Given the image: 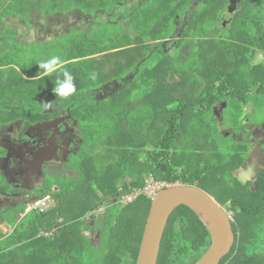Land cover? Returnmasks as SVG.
<instances>
[{"label": "trees", "instance_id": "trees-1", "mask_svg": "<svg viewBox=\"0 0 264 264\" xmlns=\"http://www.w3.org/2000/svg\"><path fill=\"white\" fill-rule=\"evenodd\" d=\"M41 24L71 32L20 41L21 31ZM260 54L264 0H0V133L65 117L78 132L66 161L77 177L53 164L35 190L43 199L59 188L57 207L18 226L26 207L2 211L12 232L0 238V264H138L152 201L123 198L143 190L146 177L199 187L230 205L243 239L221 264H264V167L243 184L237 172L250 147L214 119L223 104L225 115L233 108L247 117L244 106L264 98ZM52 56L64 63L41 77L37 64ZM65 70L76 87L67 99L52 94ZM115 84L119 90L103 99ZM236 120L228 126L239 132L243 119ZM2 182V194L12 190ZM100 210L97 228L89 219ZM213 244L208 225L183 205L170 218L159 264H197Z\"/></svg>", "mask_w": 264, "mask_h": 264}, {"label": "rangeland", "instance_id": "rangeland-1", "mask_svg": "<svg viewBox=\"0 0 264 264\" xmlns=\"http://www.w3.org/2000/svg\"><path fill=\"white\" fill-rule=\"evenodd\" d=\"M197 6H193L192 11H195ZM190 16V15H189ZM186 21L187 18L185 19H178L177 22L179 25H181L183 28L186 27ZM230 22V21H229ZM228 22V24H229ZM227 22H225L226 24ZM42 26H37V28L35 30H30L28 31V29L21 31L20 33V41L23 44H31V43H36L39 44L42 40V37L44 36V34H48V35H55V34H59V33H70L71 31L68 29L69 27H65V30H59L56 29L54 27H46V25L41 24ZM54 25V24H53ZM227 25V24H226ZM36 26V25H35ZM48 26H50V24H48ZM45 27V28H44ZM81 29L79 30H86L87 27L84 26H80ZM54 29V30H52ZM176 50L172 49L171 53H174ZM256 63H264V54H260L258 55V57L256 58ZM178 79H181L180 77H178ZM112 89L110 92L105 91L102 96L103 99H108L110 98L111 94L115 93L116 90H119L117 88V84L111 86ZM254 101V103L256 104V107L252 106L250 108H248L247 106H244V108L246 109V113L247 117L241 114V110L240 109H229L226 112V116L224 113V110L226 108V104L220 105L218 107H216V112L214 113V119L220 123L223 134L225 136H229L233 133L232 130H228V128H226L225 126L228 125H232L233 121H237L236 119L238 117H240L243 120H246V118H248L250 116L251 119H253L254 122H256L258 124V126H254L249 124L250 122L247 121L249 127L248 130L249 132L252 131V128H256L257 130L260 131V129L263 128V126L259 123H263L264 124V98H257L254 97L252 99ZM88 101L91 103H95L96 99L93 98H88ZM47 112H49L51 110V108H47L45 109ZM244 110V109H243ZM249 112H252L251 114H249ZM249 115V116H248ZM226 118V119H225ZM242 120V121H243ZM227 121L230 122V124L227 125ZM240 122V121H239ZM67 121L62 119L61 121H56V122H52L50 123V125H48V127L46 128H37L36 130V134L34 136V138L32 139V142L34 143V148L35 149H27V151H18V152H14L11 151L9 152V157H13L15 156L16 153V158L11 159V161L16 160L17 161V165H14L15 169L13 168H7L5 171V174L8 178H10V175H14L15 178H20V184H22V186H25V191L31 193L32 190V186H41L43 183V177H44V169L46 166H50L53 164H59L61 166V173L63 176H72V177H77V174H74L72 172H70L67 167H66V158L67 155L69 154V152L74 151L75 149H72V143L69 142L68 138H72L78 135V132L74 131V129H69L70 127H67ZM240 125V124H239ZM225 127V128H224ZM248 132V135H244L242 134L238 139H237V143H243V141L248 140V137H250V134ZM258 138V137H257ZM261 138V136L259 137V139ZM67 140V141H66ZM256 141V140H253ZM230 143V142H229ZM225 144V143H224ZM35 151H38L37 153H35ZM249 163L255 164L253 165L255 167V169H253V171L251 172L250 170L247 172L248 168H245V173L242 172L243 174V178L245 179V176H253L254 181H256V176L258 175V170L259 168L262 166V164H264V151L261 150V148L258 150L257 154H252L249 158ZM23 167V168H22ZM243 169V170H244ZM26 182V183H25ZM33 198H36V196H34ZM34 202V200H33ZM32 202V203H33ZM56 207V204L54 205L53 202H51V200L48 203V208L47 209H38L40 211H42L43 213H48L51 210H53ZM103 210H100L98 212V217H96L95 219H89V223L93 222L95 227L99 228L100 227V218L102 217V215L100 216L101 212ZM5 231H3L2 233H4ZM12 230H7L6 228V232L4 234H9L11 233ZM86 236H90L91 234L85 233ZM2 237V236H1Z\"/></svg>", "mask_w": 264, "mask_h": 264}, {"label": "water", "instance_id": "water-1", "mask_svg": "<svg viewBox=\"0 0 264 264\" xmlns=\"http://www.w3.org/2000/svg\"><path fill=\"white\" fill-rule=\"evenodd\" d=\"M183 205L191 207L201 216L214 237L212 248L197 264H221L232 252L237 236L233 218L227 209L205 189L181 184L159 192L152 202L138 264H159L170 218Z\"/></svg>", "mask_w": 264, "mask_h": 264}, {"label": "flooded vegetation", "instance_id": "flooded-vegetation-1", "mask_svg": "<svg viewBox=\"0 0 264 264\" xmlns=\"http://www.w3.org/2000/svg\"><path fill=\"white\" fill-rule=\"evenodd\" d=\"M87 22V21H86ZM53 24H51L50 25V27H54V26H52ZM88 25H89V23L87 22V26L86 27H88ZM53 30V29H52ZM250 107H252V106H250ZM249 107V108H250ZM51 108V107H50ZM44 110H45V108H44ZM51 112V110L49 111V112H47L46 110H45V113H50ZM224 113H225V111H224ZM252 112H249V114H251ZM226 116V115H225ZM62 119H64V120H66L67 121V127H70L69 129H73L74 127L72 126V122H71V120H70V118H67V117H65V118H61V119H59V120H57V121H61ZM226 119V118H225ZM247 121L248 122H250L249 124H251V125H254V126H258V124L256 123V122H254L253 121V119H251L250 117H248V118H246V120H243L242 121V123H243V127L241 126V127H239V132H237L236 130V128H234V127H230V126H225L226 128H228V130L230 129V130H232L233 131V133L234 134H236V139H238L242 134H246V135H248V132H249V130H248V127H249V125H248V123H247ZM52 122H56V120L55 121H52ZM52 122H50V123H52ZM50 123H48V124H43V125H41V126H39V127H34V128H30V129H28V130H24V131H21V130H19V129H16V130H12L11 132H8V131H6L5 129H3L2 131H1V135L3 136V137H5V140L4 141H1L0 142V154H2V155H4L5 156V160L3 159L2 161H1V169H2V171H4V180L2 179L0 182H2V183H4V182H7V183H9L10 185H13L12 186V190H9L6 194H2V192H0V216H1V213H2V211L4 210V209H6L7 207H17V206H24V207H26V210H25V212H22L20 215H19V219L22 217V216H24L23 217V220L28 216V215H31V214H34L35 212H39V213H41V214H45V213H43L42 211H40V210H38V209H33V210H30V207H31V205L34 203V202H36V201H38V200H42V199H38V195H37V193L35 192V190H36V188L37 187H41L43 184H44V182H45V178L43 177V183H42V185L41 186H38V185H36V186H32V192L31 193H29V192H26L25 191V186H22V184H20V178H15V176L14 175H10V178H8L7 176H6V174H5V171H6V169L9 167V168H11V166H13L11 163H12V161H11V159H14V158H16V153H15V156H13V157H9V152H11V151H14V152H18V151H27V149H35L34 148V143L32 142V139L34 138V136H35V134H36V130H37V128H39V129H41L42 127L43 128H46V127H48V125H50ZM230 122L229 121H227V125L229 124ZM259 124H261L262 126H263V128L262 129H260V131L259 130H257L256 128H252V131L251 132H249V134H250V137H248V140H246V141H243V143H238V144H241V145H244V146H248V147H250V156L252 155V154H257V152H258V150L261 148V150H263L264 151V124L263 123H259ZM221 126V125H220ZM224 127V128H225ZM4 130H5V134H4ZM224 131V130H223ZM7 132V133H6ZM232 133V134H233ZM231 134V135H232ZM230 136V135H229ZM228 136V137H229ZM261 136V138L259 139V137ZM258 137V138H257ZM70 139V140H69ZM68 140H69V142H71V138H68ZM253 140H256V141H253ZM67 141V140H66ZM38 151H35V153H37ZM250 158V157H249ZM249 158H248V160H247V162L244 164V166L242 167V168H240L239 169V171L237 172V177L240 179V181L243 183V184H248V183H255L256 181H254V179H253V176L251 175V176H245V179L242 177L243 176V174H242V172H244L245 173V169H244V167L245 168H248V170H247V172L250 170L251 172L253 171V169H255V167L253 166V165H255V164H252V163H249L248 161H249ZM66 161H67V158H66ZM66 164H67V162H66ZM51 166V165H50ZM47 167V166H46ZM45 167V168H46ZM264 167V164H262V166L259 168V170H258V173H259V171L261 170V168H263ZM23 168V167H22ZM244 169V170H243ZM45 170V169H44ZM257 173V174H258ZM44 176H45V171H44ZM258 176V175H257ZM257 176H256V180H257ZM26 183V182H25ZM20 188H22V189H24V191L23 190H21ZM253 188H255V185H253ZM51 194L52 195H48V196H46V197H50V199H51V202H53L54 203V205L56 204V207H57V197H56V195L58 194V189L56 188V187H54L53 188V190L51 191ZM34 196H36V198H33ZM2 197H4V198H2ZM44 199V198H43ZM33 200H34V202H33ZM33 202V203H32ZM224 206V205H223ZM55 207V208H56ZM226 209H227V211H228V213L232 216V218H233V224H234V221H235V217H236V214L233 212V211H231V207H230V205H227V206H224ZM54 208V209H55ZM53 209V210H54ZM53 210H51L50 212H52ZM49 213V212H48ZM1 218V217H0ZM22 220V221H23ZM0 223H2V224H5V222H3V220L1 219V222ZM5 225H8V224H5ZM9 226V225H8ZM8 230H11L10 228L8 229ZM235 230V229H234ZM57 231V228H55L54 229V232H56ZM54 232H52V233H41V235L42 236H45V237H47V238H52L53 236H54ZM236 232V231H235ZM236 236H237V238H236V243H235V246H234V248L236 247V245L238 244V241H240V240H242L243 239V235H242V233H241V231H238V232H236ZM239 239V240H238ZM234 248H233V250H234ZM233 250H232V252H233ZM231 252V253H232ZM231 253L229 254V255H231ZM228 255V256H229ZM227 256V257H228ZM249 258H253V254H248L247 255ZM234 258V256L232 257V259ZM258 261H263V263H264V257L262 258V259H258ZM262 263V262H261Z\"/></svg>", "mask_w": 264, "mask_h": 264}, {"label": "clouds", "instance_id": "clouds-1", "mask_svg": "<svg viewBox=\"0 0 264 264\" xmlns=\"http://www.w3.org/2000/svg\"><path fill=\"white\" fill-rule=\"evenodd\" d=\"M64 62L59 59L57 56H52L50 59L41 61L37 64L38 70L40 71L41 77L49 76L53 72L57 71ZM19 71V69H17ZM91 79H96V74L93 73L90 77ZM74 77L68 72H63V79H57L55 87L52 89V94L55 97L67 99L76 91L75 84L73 83ZM43 107L45 109L51 107V102H45ZM58 189V193H60V189Z\"/></svg>", "mask_w": 264, "mask_h": 264}, {"label": "built area", "instance_id": "built-area-1", "mask_svg": "<svg viewBox=\"0 0 264 264\" xmlns=\"http://www.w3.org/2000/svg\"><path fill=\"white\" fill-rule=\"evenodd\" d=\"M176 185H181V183H167V182H161V181H154L153 178L151 177H146V185L143 190H140L133 196H125L123 198V202L125 204L131 203L136 197L140 195L146 196L150 201H154L155 197L158 195L159 192L176 186ZM50 197H45L42 200H38L35 203H33L30 207V210L33 209H47L48 208V203L50 201Z\"/></svg>", "mask_w": 264, "mask_h": 264}, {"label": "crops", "instance_id": "crops-1", "mask_svg": "<svg viewBox=\"0 0 264 264\" xmlns=\"http://www.w3.org/2000/svg\"><path fill=\"white\" fill-rule=\"evenodd\" d=\"M13 166H11V168H13V169H15V167H14V165H17V161L16 160H13L12 161V163H11ZM21 190H23L24 191V189H22V188H20ZM1 197V196H0ZM2 198H4V197H2ZM35 203V202H34ZM1 217V216H0ZM23 217L24 216H22L20 219H19V223L17 224V226L22 222V220H23ZM0 222H1V218H0ZM6 224V223H5ZM5 224H2V223H0V238H1V236H3L4 235V233L6 232V228H7V230L10 228V226H8V225H5ZM3 231H5L4 233H2Z\"/></svg>", "mask_w": 264, "mask_h": 264}, {"label": "bare ground", "instance_id": "bare-ground-1", "mask_svg": "<svg viewBox=\"0 0 264 264\" xmlns=\"http://www.w3.org/2000/svg\"><path fill=\"white\" fill-rule=\"evenodd\" d=\"M205 214V213H204ZM208 219H209V217H208Z\"/></svg>", "mask_w": 264, "mask_h": 264}]
</instances>
